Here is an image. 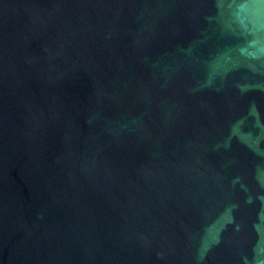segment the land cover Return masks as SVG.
Wrapping results in <instances>:
<instances>
[{"label":"water","instance_id":"obj_1","mask_svg":"<svg viewBox=\"0 0 264 264\" xmlns=\"http://www.w3.org/2000/svg\"><path fill=\"white\" fill-rule=\"evenodd\" d=\"M0 264H264V0H0Z\"/></svg>","mask_w":264,"mask_h":264}]
</instances>
